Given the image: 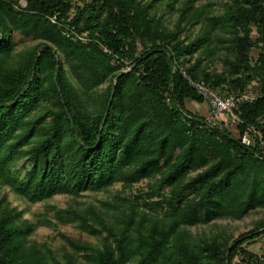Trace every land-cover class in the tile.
Wrapping results in <instances>:
<instances>
[{
    "label": "trees",
    "instance_id": "trees-1",
    "mask_svg": "<svg viewBox=\"0 0 264 264\" xmlns=\"http://www.w3.org/2000/svg\"><path fill=\"white\" fill-rule=\"evenodd\" d=\"M19 1L0 0V264H79L32 239L39 223L11 205L5 187L37 204L116 184L125 193L144 180H155L147 196L159 203L118 193L99 207L61 211L103 239L99 248L75 245L89 263L233 264L238 252L258 260L243 246L264 235V221L230 244L187 240V227L264 207V160L187 110L186 101L203 100L173 65L185 59L195 80L230 92L255 80L263 97L237 113L259 126L264 0H227L220 13L211 0H26L25 8ZM64 27L85 42L65 37ZM16 36L36 44L18 52ZM204 50L209 55L196 57ZM215 54L224 55L223 73L206 61Z\"/></svg>",
    "mask_w": 264,
    "mask_h": 264
},
{
    "label": "rangeland",
    "instance_id": "rangeland-1",
    "mask_svg": "<svg viewBox=\"0 0 264 264\" xmlns=\"http://www.w3.org/2000/svg\"><path fill=\"white\" fill-rule=\"evenodd\" d=\"M77 1L80 2L81 0H75V2ZM205 1L206 0H202L201 3L205 4ZM211 1L213 2V8L211 11L213 13H220L222 10L221 4L227 0ZM181 2H184V0H181ZM19 6L25 8L27 6V1L20 0ZM168 17H170L171 23H173V20H175L177 16L171 14L170 16H167V19H169ZM199 30L200 27L195 28L189 37H191V39L197 37L200 32ZM252 36L257 38L258 33L254 31ZM15 38L18 52L26 50L28 47L36 44V42L24 39L21 36H16ZM140 49H142L141 46ZM260 52L261 51L257 48L252 50L251 56L254 61L258 58ZM200 54L204 58L205 56L209 55V53L204 50L196 54V57H199ZM223 56V54H215V57L207 58L206 61L210 63V69L214 73L224 72L225 66L222 61ZM254 82L257 83L255 80ZM74 86H76V84ZM107 86L108 85L106 84L103 87L97 89L94 92V96L98 98ZM187 110L189 111V109ZM24 166L25 163H21L18 166V170L22 171ZM152 184H155V180H144L141 183L136 184L132 191H126L125 193L122 189V186L120 184H116L109 191L99 193L86 192L75 199L71 196L60 195L56 196L50 201L37 204H30L27 200L18 197L10 187H5L2 193L7 195L13 207H17L19 210L25 211V219L39 223V227L32 239H34L40 245L47 243L48 247L57 254V258L60 261L66 262L67 259H74L77 257L79 264H92L85 259V253H78L76 251L75 245H93L96 248H99L103 243V239L82 232L79 224L71 223L61 211L73 205H75V209L85 208L90 205L99 207V205L101 206L103 202L113 200L118 193L119 195H126L129 197H135V194H137V196L142 195L143 197L141 204L143 205V202L149 199L147 195L150 191V186H153ZM149 201L150 203H159L160 199L153 198L149 199ZM156 208L157 207L154 206V209ZM153 215L155 214H150L148 221H151V223L155 224L158 222V219L157 215H155V217H153ZM164 215L165 214L162 211L159 212V218L161 220ZM261 221H264V207L258 208L241 219L222 218L213 221L208 225L187 227L185 228V231L188 235L187 240L197 245H202L206 241H227L228 244H230L233 243V241L241 234L255 228L256 225ZM151 223L149 224L151 225ZM243 247L246 252L255 255L258 260L255 258H250L245 253L238 252L233 260V264H264V235L256 240L248 242ZM168 264L172 263L169 262Z\"/></svg>",
    "mask_w": 264,
    "mask_h": 264
},
{
    "label": "built area",
    "instance_id": "built-area-1",
    "mask_svg": "<svg viewBox=\"0 0 264 264\" xmlns=\"http://www.w3.org/2000/svg\"><path fill=\"white\" fill-rule=\"evenodd\" d=\"M54 22V19H53ZM63 35L74 41L85 40L77 35L69 27L63 28ZM109 52L108 49L104 50ZM127 68L125 72L131 71L130 62H126ZM179 72L187 81L189 86L193 88L203 103L208 106V114L202 117V124L210 129H216L221 132L233 134L242 145L251 148L257 152V156L264 160V120L257 125H245V122L237 113L240 105L244 103H254L262 98L261 90L258 89V83H254L252 87L244 90L230 92L225 88H214L205 81H197L193 78L189 71V64L185 59H181L173 65V72ZM167 103H171V96H167ZM189 117V116H188ZM245 126V130L241 128Z\"/></svg>",
    "mask_w": 264,
    "mask_h": 264
},
{
    "label": "crops",
    "instance_id": "crops-1",
    "mask_svg": "<svg viewBox=\"0 0 264 264\" xmlns=\"http://www.w3.org/2000/svg\"><path fill=\"white\" fill-rule=\"evenodd\" d=\"M186 108L189 109V112L192 114H197L199 116H204L208 114V106L204 103H197L193 101H186Z\"/></svg>",
    "mask_w": 264,
    "mask_h": 264
}]
</instances>
